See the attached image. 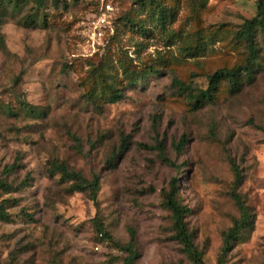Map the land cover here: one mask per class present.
Wrapping results in <instances>:
<instances>
[{"label": "rangeland", "instance_id": "1", "mask_svg": "<svg viewBox=\"0 0 264 264\" xmlns=\"http://www.w3.org/2000/svg\"><path fill=\"white\" fill-rule=\"evenodd\" d=\"M158 1L175 11L163 28L143 19L137 0L115 1L120 20L95 50L87 37L94 0L42 8L27 0L0 18V170L18 155L22 169L8 179L33 177L0 194L10 200L0 264H124L128 253L96 234L94 218L114 242L125 245L133 232L131 264H191L163 204L178 178L175 198L189 210L184 221L204 263L264 264V46L235 96L222 85L213 104L192 112L177 85L204 89L208 74L241 63L245 48L233 33L255 16L257 0ZM28 13L38 26L23 25ZM112 89L123 93L114 104L106 102ZM52 162L88 181L98 175L96 201L50 177ZM233 191L255 220L223 254L238 217Z\"/></svg>", "mask_w": 264, "mask_h": 264}, {"label": "trees", "instance_id": "2", "mask_svg": "<svg viewBox=\"0 0 264 264\" xmlns=\"http://www.w3.org/2000/svg\"><path fill=\"white\" fill-rule=\"evenodd\" d=\"M27 0H0V18L5 17L9 13H19L24 7ZM117 0H112L113 4ZM38 8H42L45 5V0H35ZM137 8L144 13V18L149 22H153L155 26L163 28L166 24L173 22L175 17V11L172 8L167 7L158 0H137ZM95 12L99 10V0H94ZM120 20L117 18L114 12L110 19V25L113 32V26ZM142 21V20H141ZM127 22H130L128 19ZM22 23L25 27H36L38 22L36 20L35 13H28L24 15ZM144 25L139 24L137 31H143ZM110 32V33H112ZM233 39L236 42L243 44L245 48V54L241 63L233 65L231 67H222L211 74L206 76V87L204 89H192L187 85L177 82L180 86L184 98L187 101V105L190 111H197L203 108L205 105L213 104L216 96L220 91L222 85L225 86V93L228 97L235 96L239 93L243 86L252 81L253 75L259 67V60L261 57L262 46H264V0H257L256 14L252 18L246 20L241 27L234 31ZM186 50H190L187 48ZM146 74L153 72L152 68L146 71ZM126 84L133 86L135 80L132 76L125 75ZM123 99L122 89L110 90L106 102L110 104L117 103ZM184 141V140H183ZM157 150L162 156V144L156 142ZM127 147V142L122 144L120 150L124 151ZM164 159V157L162 156ZM22 169L21 157L16 156L15 160L10 165H5L0 170V194H10L24 190L31 186L33 177L30 171H26L23 178L19 182L9 180L10 175H14L17 170ZM232 169L235 174L236 182L239 183L240 176L237 167L232 163ZM48 175L53 177L59 176L60 183L70 184L69 189L73 192L87 193L92 201H96V196L100 188V177L93 175L88 181L80 176L79 173L69 170L63 163H50L48 168ZM179 179V178H178ZM174 180L171 186L172 191L164 196L163 204L171 214V220L173 225V238L182 247V251L187 256L191 264H205L203 261V254L194 245L192 240V234L189 232L184 218L189 212L187 208L182 206L175 198L176 182ZM232 200L237 208L238 217L228 228L223 236L222 253L226 254L228 250L236 244L241 234L247 230H250L254 224L255 216L252 209L246 204L244 198L237 192L233 191L231 194ZM10 203V200H0V221L9 222L10 215L6 212V206ZM96 234L102 236V239H106L114 245L117 249L127 252L128 258L124 264H131L135 258L133 252V232L129 231V242L125 245L118 242H114L109 234L103 228V224L97 219L91 220Z\"/></svg>", "mask_w": 264, "mask_h": 264}, {"label": "built area", "instance_id": "3", "mask_svg": "<svg viewBox=\"0 0 264 264\" xmlns=\"http://www.w3.org/2000/svg\"><path fill=\"white\" fill-rule=\"evenodd\" d=\"M114 11L112 0H99V10L90 22L87 36L91 49L95 50L101 44L106 30L112 32L110 19Z\"/></svg>", "mask_w": 264, "mask_h": 264}]
</instances>
